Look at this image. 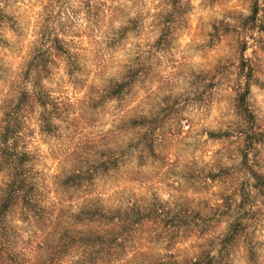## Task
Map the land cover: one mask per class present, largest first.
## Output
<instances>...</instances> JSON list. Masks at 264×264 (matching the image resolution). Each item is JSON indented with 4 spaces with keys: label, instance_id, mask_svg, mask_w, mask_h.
<instances>
[{
    "label": "clouds",
    "instance_id": "9594fccd",
    "mask_svg": "<svg viewBox=\"0 0 264 264\" xmlns=\"http://www.w3.org/2000/svg\"><path fill=\"white\" fill-rule=\"evenodd\" d=\"M0 264H264V0H0Z\"/></svg>",
    "mask_w": 264,
    "mask_h": 264
}]
</instances>
